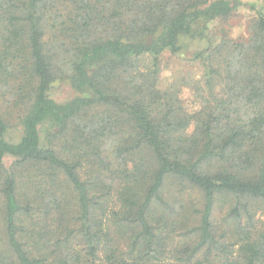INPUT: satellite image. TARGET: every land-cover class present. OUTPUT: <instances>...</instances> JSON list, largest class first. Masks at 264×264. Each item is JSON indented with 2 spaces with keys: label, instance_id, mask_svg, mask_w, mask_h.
I'll use <instances>...</instances> for the list:
<instances>
[{
  "label": "trees",
  "instance_id": "1",
  "mask_svg": "<svg viewBox=\"0 0 264 264\" xmlns=\"http://www.w3.org/2000/svg\"><path fill=\"white\" fill-rule=\"evenodd\" d=\"M241 7L0 0V74L25 97L17 138L0 112V264H264V6L234 41L224 22ZM166 53L203 68L194 112L179 73L158 87Z\"/></svg>",
  "mask_w": 264,
  "mask_h": 264
},
{
  "label": "rangeland",
  "instance_id": "2",
  "mask_svg": "<svg viewBox=\"0 0 264 264\" xmlns=\"http://www.w3.org/2000/svg\"><path fill=\"white\" fill-rule=\"evenodd\" d=\"M241 2L242 7L235 15L224 22L229 36L234 41L243 40L247 37L248 27L255 17L256 10L264 6V0H241ZM43 40L46 42L45 44L47 48L50 47L51 43L55 42L57 44L49 30L45 31ZM206 46V39L202 41H193L188 45L184 55L187 59H190L194 52L203 50ZM61 61L62 58L57 57L56 54L53 55L52 64L55 66L54 75L57 74V76L51 82V95L57 101L65 102L71 98L72 90L68 82L63 80V77L59 75V72L63 70V66L60 63ZM141 62L148 65L151 63V60L145 58L141 60ZM161 62L162 68L159 74L158 87L162 90L169 87L173 82L174 74L179 73V78H182L186 82V84L181 83L182 85L179 94L180 103L189 113L197 110L200 105L198 100L195 99L196 97L191 86L198 83L202 77L203 68L200 65V62H188L183 56L174 57L168 53L162 56ZM16 76L17 75L15 74L14 69L9 67L6 71H1L0 74V112L4 116L7 124L14 128L9 132V136L11 138H17L19 135L20 130L16 124L18 122V116L20 115L19 112L25 101L23 92L16 94L14 91L17 90V87L20 88V86H18L20 79H16ZM6 166H10V162L8 160L6 161ZM39 175L40 173L31 167L26 170H21L20 173V176L24 180H37L40 182L41 179L39 178ZM30 186L31 185L29 184L25 187L22 186V190L28 193ZM216 216V219L221 218L219 212H217Z\"/></svg>",
  "mask_w": 264,
  "mask_h": 264
}]
</instances>
